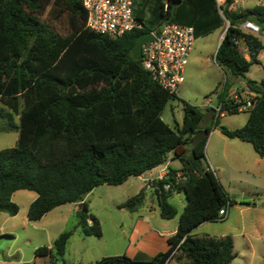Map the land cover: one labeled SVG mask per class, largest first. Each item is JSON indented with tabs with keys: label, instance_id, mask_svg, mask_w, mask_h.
I'll return each instance as SVG.
<instances>
[{
	"label": "trees",
	"instance_id": "1",
	"mask_svg": "<svg viewBox=\"0 0 264 264\" xmlns=\"http://www.w3.org/2000/svg\"><path fill=\"white\" fill-rule=\"evenodd\" d=\"M50 0H0V101L11 114H0L5 132L16 131V146L0 151V212L15 216L18 207L11 195L19 190L34 192L27 218L39 221L46 213L64 204L81 205L77 226L85 237H100L98 221L88 216L86 196L102 185L119 186L130 177L167 163L169 155L180 163V171L168 168L165 178L153 181L152 193L161 218L177 216L168 203L173 193H183L185 206L178 216L177 229L168 238L169 248L147 261L125 255L105 257L93 264H230L233 242L228 236H192L199 225L218 221L220 211L231 205L215 174L205 165L206 140L218 117L204 121L206 110L182 104V123L172 130L161 119L173 98L134 60L130 49L136 37L158 32L163 23L190 26L181 21L179 6L189 15L211 16L212 26H193L195 38L228 28L216 50L215 63L225 76L217 97L222 112L239 113L228 99L232 86L244 82L256 94L244 126L221 134L250 143L258 157H264V78L259 82L245 77L258 63L264 46L257 37L239 26L251 21L264 30V6L245 11L231 10L230 3L217 14L213 0H150L133 3V14L143 29L108 39L85 28L86 13L80 0H56L70 16L71 33L62 36L42 20ZM181 4L171 13L173 3ZM135 4V5H134ZM165 6L167 7L165 10ZM153 10V11H152ZM243 39L249 59L235 41ZM12 114L18 116L14 123ZM207 136L196 146L190 142L197 130ZM184 179L176 182V173ZM168 185L169 188L165 189ZM145 192L127 199L121 208L137 212ZM88 221L92 225L89 226ZM72 231L60 234L52 247H40L35 256H47L51 264L63 261Z\"/></svg>",
	"mask_w": 264,
	"mask_h": 264
},
{
	"label": "rangeland",
	"instance_id": "2",
	"mask_svg": "<svg viewBox=\"0 0 264 264\" xmlns=\"http://www.w3.org/2000/svg\"><path fill=\"white\" fill-rule=\"evenodd\" d=\"M241 4L243 3L238 6ZM244 5L247 8L264 6V0H247ZM149 7L154 10L153 0H150ZM155 13L154 10L153 15L147 16V20H153ZM41 20L62 36L71 33L70 16L56 0H50L44 6ZM220 33L221 30H217L194 40L184 69V82L161 113L162 121L172 130L181 127L183 102L196 107H212L217 102L226 80L213 59ZM260 41L264 46V39ZM245 77L255 82L264 78V48L258 56V63L251 65ZM1 113L8 115L11 111L0 101ZM12 117L14 123H18V116L12 114ZM247 117L248 111L223 113L218 118L219 126L230 130L238 129L245 125ZM5 122L0 116V151L15 147L18 139L16 131H4ZM222 141L228 140L220 132L212 130L205 143L204 163L217 175L231 205L228 206L223 221L203 223L191 231L192 235L230 237L234 255L230 264H264V159L260 163L255 162L257 155L252 145L236 140L227 142L229 145L225 146L222 155ZM233 143H238V146H232ZM213 155L217 157L218 165L213 162ZM167 167L176 169L180 167V163L169 155ZM160 168L151 170L143 179L130 177L119 186H98L86 196L88 216L98 221L100 237H85L81 234L77 226L79 209L74 204L56 207L37 222L28 221V204L36 194L26 190L14 192L11 201L18 207L17 214L10 216L0 212V264H51L49 258H35V250L44 246L52 247L59 235L68 231H72V236L66 245L64 262L59 261L57 264H93L105 257L123 256L137 214L130 213L120 205L144 191L145 205L138 214L148 216L149 209L156 208L157 203L153 193L146 191L145 187L148 179L159 175ZM168 203L176 208L177 216L166 221L160 218L151 221L152 228L159 233L161 223H168V229L171 230L177 226L178 216L186 204L182 193H173ZM88 224L91 226V221ZM150 258L140 254L135 259L147 261Z\"/></svg>",
	"mask_w": 264,
	"mask_h": 264
},
{
	"label": "built area",
	"instance_id": "3",
	"mask_svg": "<svg viewBox=\"0 0 264 264\" xmlns=\"http://www.w3.org/2000/svg\"><path fill=\"white\" fill-rule=\"evenodd\" d=\"M214 1L217 7H221L227 0ZM80 2L86 13L85 28L95 34L108 39H119L126 33L143 29L142 24L133 14V0H80ZM166 8L165 6V10ZM239 29L245 34L264 39V30L251 21L243 22ZM151 34L152 40L141 47L139 57L141 66L160 88L174 96L177 88L184 82V69L195 40L194 30L190 26L163 23L158 32ZM235 44L241 48L243 56L247 57L248 49L245 41L239 39ZM231 91L228 99L237 112L252 109L256 94L245 82L237 84ZM212 108L215 117L226 113L221 111L222 103H216ZM183 179V174L177 172L176 182ZM168 188L169 186L166 185L165 189ZM226 215L227 209L220 211L218 221H223Z\"/></svg>",
	"mask_w": 264,
	"mask_h": 264
},
{
	"label": "crops",
	"instance_id": "4",
	"mask_svg": "<svg viewBox=\"0 0 264 264\" xmlns=\"http://www.w3.org/2000/svg\"><path fill=\"white\" fill-rule=\"evenodd\" d=\"M228 1H231L229 8L231 10H233V11H245L246 9H251V8L245 7V5H244V2L247 1V0H227L221 7H217L215 1L213 0V2H214L213 4L215 5L217 14L220 17H222L223 19H224V16H223L222 8H224V6L228 3ZM133 3H136V5H137V3L138 4L141 3V0H133ZM239 3H243V4L238 6ZM180 4H181V2L178 1V4H177L176 7H178ZM256 6H258V5H256ZM221 12H222V14H221ZM173 13H174V11H173ZM215 14H216V12L214 11V9L211 8V16H205V17L199 16V15L193 16V15H189V9L188 8H184V6H179V17H180L181 21L190 22V24H191L190 27L196 26L197 28H201V25H203L204 23L207 26H212V18H214ZM226 21L227 20L224 19V23H223V25L220 28H217L215 30H212V32H210V33H213V32H215L217 30H221V33H220V36H219V44H220V42H221V40H222V38H223V36L225 34L224 30H225ZM219 44H218V46H219ZM213 59H214V57H213ZM245 59L248 60L249 57L247 56V57H245ZM236 85H234V86H236ZM234 86H232V88ZM232 88L229 90L228 95H230L232 93V91H231ZM198 108L203 109V108H206V106L202 105V106H200ZM204 110H206V109H204ZM214 131H216V130L214 129ZM221 135L223 136V138L225 140H228V141H222L223 143H221L220 153L222 155L224 153L225 146L227 147L229 145V143H227V142H232V140H236L238 142H242V141H240L238 139H229V138L225 137L223 134H221ZM243 143H246V142H243ZM232 146H238V143H233ZM263 159H264V157L260 158V157L257 156L256 159H255V162L260 163L261 160H263ZM212 160L217 165L219 164V161H218V159H217V157L215 155L212 156ZM167 164H168V161H167L166 164L157 167V168L161 167L160 168L161 169L160 173H159V175L156 178L148 179L147 185L145 187L146 191L152 192L153 187H154L153 186V181L160 180V179L166 177L167 172H168V168H169V167H167ZM180 168H181V166L176 168V169H174V170L180 171ZM149 172L143 174L142 176H139L138 178L139 179H143V177L145 175H147ZM215 176L217 177L216 174H215ZM217 179H218V177H217ZM218 181L220 182L219 179H218ZM220 184H221V182H220ZM223 189L225 190V188H223ZM225 192H226V190H225ZM36 197H37V195H35V196L30 198V201H29V204H28L29 206L36 199ZM156 203H157V201H156ZM143 205H145V201H144ZM29 206H28V208H29ZM75 206H77V205H75ZM140 209L137 212H135L137 214V217H136V219L133 222L132 228L130 229V233L128 235V241H127L126 249H125V252H124V255L129 257V258H131V259L137 258L138 256H140V254H144V255H147V256L152 258L158 253H163V252L167 251L168 248H169L168 238L173 236L175 234V232H176V229H177V226H174V228L172 230L168 229V227H170L168 225V223H161V224L159 223L160 227H158V228L161 230L160 233L158 232L157 229L152 228L151 221H156L157 220L156 218H160L161 220H165L166 221V219L161 218L160 215H159L158 204L156 205V208L151 207L149 209V215L148 216H145L144 214L143 215L142 214H138ZM46 214H45V216H46ZM132 214H134V213H132ZM27 220H28V218H27ZM190 234L192 235V232ZM43 257L49 258L47 256H43ZM35 258H38V257L35 256ZM140 261H143V260H140Z\"/></svg>",
	"mask_w": 264,
	"mask_h": 264
},
{
	"label": "water",
	"instance_id": "5",
	"mask_svg": "<svg viewBox=\"0 0 264 264\" xmlns=\"http://www.w3.org/2000/svg\"><path fill=\"white\" fill-rule=\"evenodd\" d=\"M178 2L177 3H173L172 8H171V13H173L174 9L176 8ZM228 28V24H226L224 33L226 32ZM153 38L151 32H145L142 33L140 35H138L134 41V44L132 46V48L130 49V53L133 57L134 60H139L140 54H141V47L143 44L151 41ZM214 115V109L212 107H208L206 110V113L204 115V121L205 122H210L213 118ZM216 131L221 132L223 130L222 126H218L215 128ZM208 134V131L206 129H200L197 130L194 135L193 138L190 142L191 146H196L201 140H203ZM82 204L78 205V209H80Z\"/></svg>",
	"mask_w": 264,
	"mask_h": 264
}]
</instances>
